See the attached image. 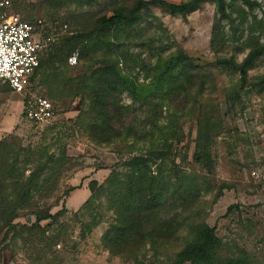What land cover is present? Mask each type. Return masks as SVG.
Here are the masks:
<instances>
[{"label": "rangeland", "instance_id": "rangeland-1", "mask_svg": "<svg viewBox=\"0 0 264 264\" xmlns=\"http://www.w3.org/2000/svg\"><path fill=\"white\" fill-rule=\"evenodd\" d=\"M11 1L16 17L39 28L42 60L54 47L68 46L64 42L67 36L93 31L99 16H110L116 8H127L132 3L127 0ZM255 1L256 5L248 7L238 0L235 7L239 12L233 15V24L229 19L222 21L230 40L220 55H234L242 61L249 47L257 41L264 44V0ZM151 13L148 19L144 15L136 26L142 30L140 34L132 37L124 31L110 32L109 37L116 45L111 54L107 50L109 39L95 33L97 37H93L89 46L75 49L77 63L71 65L68 61L67 70L70 77L85 72L89 75L113 60L119 69L132 73L136 84L150 86L156 73L150 68L157 64V57H152L149 49L150 38H162V43L168 45L165 55L185 50L212 75L207 79L195 78L189 92H183L179 100L167 102L170 105L164 107L158 125L173 123L170 136H162L159 130L155 140L130 136L100 142L88 130L91 119L85 111L90 100H83L86 94L77 92L75 96L58 98L52 95L50 87L41 83V74L35 77L27 93L14 92L0 83V141L12 144L23 156L29 148H45L56 155L64 150L70 157L60 173L46 183V190L31 200V209H49L53 217L38 222L31 209L21 210L0 235V264H173L181 248L174 244L155 245L149 241L137 256L129 257L107 249L103 237L114 220V209L109 206L107 195H98L90 187L93 180L98 186L103 184L115 168L126 171L123 164L131 157L162 147L161 137L168 139L176 132L170 159L180 164L189 181L194 180L200 190L186 208L168 210V215L181 213L179 218H186L180 233L184 239L180 241L192 239L195 225L205 222L215 226L222 240L223 255L250 257L256 264H264V82L261 80L264 56L249 71L244 83L239 74L218 65L219 53L211 49L216 18L214 3L204 2L185 15L160 6L152 7ZM152 15L162 21L165 30L157 29L159 22ZM155 44L159 46L161 42L156 40ZM87 68L90 69L85 71ZM118 95L120 105L129 106L132 111L124 119L127 123L136 119L135 123L142 129L141 125L152 117L151 106L144 105L140 99L134 100L128 90ZM36 96L47 97L54 105L55 115L47 123L37 125L25 116L24 105ZM201 151H208L210 159L198 161L196 155ZM34 163L29 164L26 175ZM164 166L169 172L173 164L167 160ZM84 194L88 196L84 198ZM231 205L233 209L227 213ZM36 223L41 228L29 231Z\"/></svg>", "mask_w": 264, "mask_h": 264}, {"label": "trees", "instance_id": "trees-1", "mask_svg": "<svg viewBox=\"0 0 264 264\" xmlns=\"http://www.w3.org/2000/svg\"><path fill=\"white\" fill-rule=\"evenodd\" d=\"M127 1L132 2L129 7L116 8L110 16L107 14L99 16L95 21V31L84 30L67 36L64 42L68 46L60 44L49 51L46 58L43 60L40 58V66L32 78L34 81L35 77L41 74V83L50 87L52 95L58 98L75 96L77 92H81L83 96L87 95L83 100L89 98L90 106L85 114L91 119L88 130L95 140L111 142L116 138L130 136L140 140L147 138L155 140L159 130L162 136H170L172 121L171 125L169 122L158 125V118L165 112L164 107L168 108L170 105L167 102L180 97L183 92H189V86L194 85L195 78L203 76L207 79L212 75L210 71L209 73L204 71L194 57L183 49L165 55L168 45L162 43L161 37L157 39L153 36L149 40V49L152 57H157V64L150 68L156 72L150 86L145 83L136 84L132 73L119 69L113 60L89 75L85 72L78 77H70L67 70L69 56L80 45L89 46L93 37H97L95 33L109 39L107 50L111 54L116 45L109 37L110 32L124 31L126 35L132 37L140 34L142 30L136 26L144 15L147 19L151 16L152 7L160 6L172 13L185 15L204 2H212L216 5V18L212 27L210 46L215 53H219L218 65L239 74L245 83L249 71L264 56V44L260 41L249 47L242 61H238L234 55H220V52L228 47L230 40L222 21L229 19L233 24V15L239 12L235 7L238 0H187L180 3L168 0ZM242 2L248 7L257 4L255 0ZM152 16L158 20L157 16ZM158 22L157 29L165 30L162 21ZM156 40L160 41L161 45L156 46ZM238 50L240 52L242 49ZM206 79L202 80L201 89L204 88ZM261 80L264 82V75L261 76ZM6 85L12 90L8 84ZM123 90H128L134 100L140 99L144 105L151 106L152 117L146 119L148 122L141 125L142 129L135 123L136 119L130 123L124 119L132 111L129 106L120 105L118 94ZM196 98L197 95L194 96V100H197ZM183 100L186 101V98L183 97ZM181 116L177 118L180 119ZM177 134L178 132L172 135L171 139L161 137L162 147L131 157L123 164L127 167L126 171L113 169L103 184L98 186L97 181L91 182V191L98 192V195H107L109 206L115 213L114 220L103 237L104 245L112 253L128 257L137 256L142 246L149 241L155 245L181 246L173 264H256L250 257L223 255L222 240L215 226L205 222L195 225L192 239L180 241L184 239L180 233L186 225V218L180 219L181 213L168 215V210L170 208L177 210L179 206L186 208L192 197L194 198L200 190L194 180L189 181L180 164L170 159L173 150L172 138ZM4 143L0 141V235L4 228L10 227L21 210L31 209L33 196L46 190V183L60 173L61 166L70 159L64 150L60 155H56L53 152L48 153L45 148H29L28 153L23 156L12 144ZM19 150L25 151L22 148ZM196 159L205 162L210 159V154L208 151H201L196 155ZM167 160L173 164L169 172L164 166ZM32 162H35L34 168L26 175L25 172L30 169L28 166ZM157 164L158 169L154 168ZM232 209L233 206H229L227 213ZM31 210L38 222L53 217L49 209ZM40 228V224L36 223L29 231Z\"/></svg>", "mask_w": 264, "mask_h": 264}, {"label": "built area", "instance_id": "built-area-1", "mask_svg": "<svg viewBox=\"0 0 264 264\" xmlns=\"http://www.w3.org/2000/svg\"><path fill=\"white\" fill-rule=\"evenodd\" d=\"M11 0H0V83L8 84L14 92L27 93L32 78L40 66L42 43L39 28L32 22L16 17ZM78 52L69 56L71 65L77 63ZM25 116L38 124L49 122L55 115L52 101L36 96L24 105Z\"/></svg>", "mask_w": 264, "mask_h": 264}, {"label": "crops", "instance_id": "crops-1", "mask_svg": "<svg viewBox=\"0 0 264 264\" xmlns=\"http://www.w3.org/2000/svg\"><path fill=\"white\" fill-rule=\"evenodd\" d=\"M87 193V192H86ZM88 196V195H87ZM85 194L83 195V197L85 198V197H87Z\"/></svg>", "mask_w": 264, "mask_h": 264}]
</instances>
